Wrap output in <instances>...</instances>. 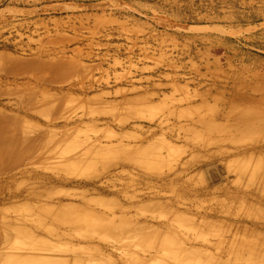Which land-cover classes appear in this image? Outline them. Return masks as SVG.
<instances>
[{"label": "rangeland", "instance_id": "1", "mask_svg": "<svg viewBox=\"0 0 264 264\" xmlns=\"http://www.w3.org/2000/svg\"><path fill=\"white\" fill-rule=\"evenodd\" d=\"M22 129L0 264H264V0H0Z\"/></svg>", "mask_w": 264, "mask_h": 264}, {"label": "bare ground", "instance_id": "2", "mask_svg": "<svg viewBox=\"0 0 264 264\" xmlns=\"http://www.w3.org/2000/svg\"><path fill=\"white\" fill-rule=\"evenodd\" d=\"M15 134L12 136L0 135L2 137V142H0V153L3 156L10 154L20 153V152H29L34 148L33 138L27 135L25 129L16 130ZM21 133H24V136H21Z\"/></svg>", "mask_w": 264, "mask_h": 264}]
</instances>
